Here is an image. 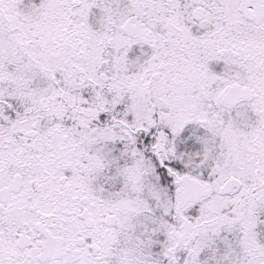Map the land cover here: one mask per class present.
Returning <instances> with one entry per match:
<instances>
[{
	"label": "snow or ice",
	"instance_id": "snow-or-ice-1",
	"mask_svg": "<svg viewBox=\"0 0 264 264\" xmlns=\"http://www.w3.org/2000/svg\"><path fill=\"white\" fill-rule=\"evenodd\" d=\"M0 264H264V0H0Z\"/></svg>",
	"mask_w": 264,
	"mask_h": 264
}]
</instances>
